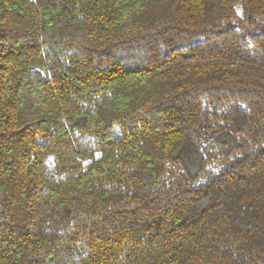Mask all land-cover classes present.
I'll return each mask as SVG.
<instances>
[{
  "label": "trees",
  "instance_id": "16d2710c",
  "mask_svg": "<svg viewBox=\"0 0 264 264\" xmlns=\"http://www.w3.org/2000/svg\"><path fill=\"white\" fill-rule=\"evenodd\" d=\"M0 264H264V0H0Z\"/></svg>",
  "mask_w": 264,
  "mask_h": 264
}]
</instances>
